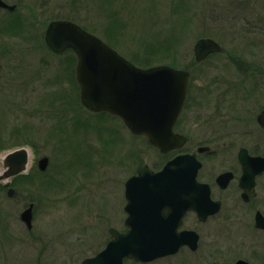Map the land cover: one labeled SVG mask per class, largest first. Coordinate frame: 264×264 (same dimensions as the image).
<instances>
[{
	"label": "rangeland",
	"instance_id": "rangeland-1",
	"mask_svg": "<svg viewBox=\"0 0 264 264\" xmlns=\"http://www.w3.org/2000/svg\"><path fill=\"white\" fill-rule=\"evenodd\" d=\"M5 1L17 7L13 11L0 8V175L6 154L14 149L27 148L29 164L25 173L11 179L17 196H8L0 181V264H61V244L44 248L49 236L61 229L94 225L101 240L103 226L115 221L112 216L124 217L125 178L141 164L159 168L175 151L162 153L145 137L133 135L120 117L83 106L75 54L73 50L57 53L46 45L48 23L71 20L140 67L190 69L192 86L203 90L218 80L220 69L208 65H221V55L195 67L194 43L207 35L220 41L226 38L230 26L219 12L224 2H235ZM188 106L187 101L180 120L184 124L188 118V126H178L189 137L183 152L196 151L206 136V126L194 116L189 118ZM44 156L49 165L41 171L38 161ZM200 157L207 165L214 153ZM30 203H34L31 231L21 219ZM251 220L240 216L233 224L251 225ZM215 224L210 222V226ZM240 229L231 232L230 241L243 239L251 245L254 230ZM187 259L188 252H181L154 264L190 263Z\"/></svg>",
	"mask_w": 264,
	"mask_h": 264
},
{
	"label": "flooded vegetation",
	"instance_id": "flooded-vegetation-1",
	"mask_svg": "<svg viewBox=\"0 0 264 264\" xmlns=\"http://www.w3.org/2000/svg\"><path fill=\"white\" fill-rule=\"evenodd\" d=\"M232 2L235 3L228 5V2H224L225 8L219 12L230 26H225L226 31L228 28L227 37H222V41L208 35L201 37L212 38L221 49L212 50L211 44L204 57L197 60L195 46L200 38L194 43L195 67L212 56L221 55V65H208V68L220 69L219 78L210 81L201 90L192 86V74L187 69L190 73L188 95L174 125V130L187 137L188 142V135L178 127L180 123L183 127L188 126V118L184 124L183 120L180 122L188 101L189 118L194 116L206 126L205 139L197 145L196 151L183 152L182 147L170 151H175L174 156L180 153L196 154L201 162L197 175L200 184L190 189V196L204 197L209 191V198L197 204L199 209L190 208L181 220L178 231H193L191 242L170 255L173 257L188 252L187 260L190 263L182 261L181 264H242L241 261L244 264H264V0ZM142 137L150 143L146 136ZM203 147L205 150L200 151ZM212 153L214 157L206 165L204 157L200 156ZM163 165L152 169L159 170ZM137 170L138 167L135 173ZM130 176L123 181L124 217L121 219L122 214L112 216L115 221L112 225L103 226L101 240L94 225L75 226L77 230L61 229L64 231L49 236L44 248L47 249L50 243L61 244V264H92L90 260L103 253L114 240V231L124 234L130 230L126 222V182ZM240 216L252 218L249 221L251 225L233 224L234 219ZM212 220L216 224L210 226ZM32 228L33 218L32 227L28 230ZM239 228L254 230L255 235H251L252 247L243 239L230 241L231 232ZM88 229H91L90 234ZM115 253L117 256L120 254L119 251ZM167 257L143 262L125 256L117 264H154ZM103 261L101 264L106 262Z\"/></svg>",
	"mask_w": 264,
	"mask_h": 264
},
{
	"label": "water",
	"instance_id": "water-1",
	"mask_svg": "<svg viewBox=\"0 0 264 264\" xmlns=\"http://www.w3.org/2000/svg\"><path fill=\"white\" fill-rule=\"evenodd\" d=\"M0 8L14 10L16 5L0 0ZM45 42L57 53L67 48L75 51L80 100L88 110L119 116L133 134L145 135L163 153L186 143L187 138L175 132L174 125L187 97L190 80L187 70L170 65L137 66L102 38L67 19L49 22ZM211 44L212 50L221 49L211 38L197 41V60L204 57ZM203 150L204 147L200 149ZM28 163L29 151L25 147L9 152L4 158L6 170L0 179L9 186L8 196L18 195L9 179L25 171ZM38 165L40 170H46L49 158L42 157ZM200 167L196 154L191 153L173 157L158 171L141 165L138 173L126 182V222L130 230L124 234L114 231V240L90 263L101 264L105 260L104 264H117L125 256L148 262L174 254L190 243L193 231L178 228L190 208H198L199 202L209 198V191L204 197L190 196V189L200 184L197 180ZM33 208L34 203H30L21 213L28 228L32 227ZM116 251L120 252L118 256Z\"/></svg>",
	"mask_w": 264,
	"mask_h": 264
}]
</instances>
